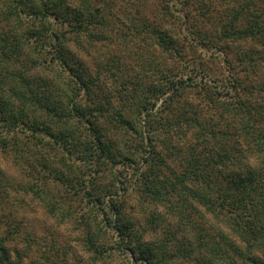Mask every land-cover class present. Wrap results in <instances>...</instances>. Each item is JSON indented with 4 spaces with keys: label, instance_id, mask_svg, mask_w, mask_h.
<instances>
[{
    "label": "trees",
    "instance_id": "1",
    "mask_svg": "<svg viewBox=\"0 0 264 264\" xmlns=\"http://www.w3.org/2000/svg\"><path fill=\"white\" fill-rule=\"evenodd\" d=\"M190 1L198 3L206 17L214 10L212 0ZM231 1L236 4L230 10L229 19L220 28V37L228 43L251 40L264 48V0ZM102 2L0 0V145L3 149L12 150L16 163L27 171L26 189L43 201L50 213L64 217L78 213L75 207L77 201L84 206H98L105 215L109 209L113 216L106 215V225L103 226L117 231L119 250L133 252L136 260L143 264H169L156 245L143 247L138 239L135 245L130 243L135 223L125 216L123 205L115 200V195L118 194V183L123 184L122 178H125L124 172L117 166H133L132 174L136 171L140 173L138 192L143 202L166 203L177 210L180 207L173 200L174 193H178L186 204L189 197L195 198L206 210L224 220L245 245L242 247L235 240L229 241L226 235H221L237 258L251 264H264L252 254L259 249L264 252V127L261 124L264 117L249 99L232 94L233 100L223 101L218 95L223 93L219 92L217 99L208 97V100L212 107L224 109L222 118L228 115L236 125L231 130V124L227 123V129L219 131L221 136L212 135V140H232L229 146L222 140L210 144L199 114L196 117L179 115V123L182 119L187 122L192 120V128L198 129L200 142H204L202 149L198 151L192 147L189 155L181 159L182 172L175 176V180L164 173L161 162L166 164V160L158 157L159 154L157 159L149 154L143 156L144 168H140V163H135L136 157L118 146L113 136L125 137L128 125L139 133L143 150L151 154V149L144 143L146 134L131 123L121 109H115V115L111 116L108 106L113 108L112 101L107 99L105 104L93 92L98 77L87 71L83 60L70 46L72 39L75 41L83 34L97 40L111 38L105 32L113 30L107 11L110 3L106 5ZM124 16L130 23V29L125 31L128 34L131 30L135 32V35L131 33L132 39L139 38L142 45L151 40L153 46L172 55L179 54L180 36L167 25H172L176 17H180L169 5L163 13L167 25L158 20H148L141 8L124 10ZM26 17L32 18L30 27L24 25ZM7 25L9 32L5 30ZM70 33L72 37L68 35ZM121 34L124 37L128 35L122 31ZM198 36L188 37L191 38L188 42L193 44L192 40H199ZM184 37L187 38L186 35ZM132 43L139 46L138 42ZM44 49L51 54L50 59L44 55L45 61L54 63L51 66L59 71L55 79L31 76L30 67L21 59V55L28 50L41 55ZM137 55V62H142L144 55L140 52ZM144 58L149 60L143 69L149 72L147 75L151 82L155 76L154 81L163 76L171 83L164 89V85H151L143 77L132 80L130 74L124 76V92L128 93L140 121L146 113L147 122H151L155 121L153 117L158 99L169 88H175L179 81L170 78L171 68L165 72L152 64L151 58ZM121 59L118 57V65L122 63ZM238 59L239 65L252 73L264 60V53H243ZM228 62L231 64V61ZM118 71L122 73L121 69ZM229 78L233 81L232 87H240L238 77H233L236 80ZM171 122L167 120L160 124L164 126ZM155 128L152 125V129ZM166 130L170 132V128ZM245 152H250L251 156ZM170 153L173 155L175 151ZM229 166L237 169L229 172ZM105 177H109L107 183L102 182ZM87 215L82 212L80 216L87 220ZM153 219L155 221V217ZM95 229H92L87 241L97 253L104 255L106 247L98 237H101L102 225L97 223ZM204 236L200 238L199 245L201 248L210 246L209 253L213 258H220V263H224L221 259L224 257L225 264H238L227 248L223 249L218 242L210 245ZM135 237L140 238V234L135 233ZM213 263L211 259L209 264ZM0 264H19L12 259L3 239H0Z\"/></svg>",
    "mask_w": 264,
    "mask_h": 264
},
{
    "label": "rangeland",
    "instance_id": "2",
    "mask_svg": "<svg viewBox=\"0 0 264 264\" xmlns=\"http://www.w3.org/2000/svg\"><path fill=\"white\" fill-rule=\"evenodd\" d=\"M212 1L214 10L206 17L198 3L190 0L184 2L182 0H103L102 3L106 5L110 3L107 6L108 19L114 31L105 32L111 38L97 40L83 34L76 38L79 42L73 39L70 41L71 48L83 60L87 71L98 77L93 92L103 99L105 104L107 99L112 101L113 108L110 109L108 106L111 116L115 115V109H121L125 117L146 134L144 143L148 145V149H151V154L143 150L139 133L128 125L124 131L125 137L113 136L118 146L123 147L131 156L134 155L135 163H140V168L144 165L143 156L149 154L153 159H157L159 154L158 157L166 160V164L161 162V168L171 180H175V176L182 172L181 159L189 155L190 149L195 147L200 151L204 146V142L201 143L197 135L198 129L192 128V120L187 122L182 119L179 123V115L196 117L199 114L210 144L222 140L227 142V146L232 140L224 138L212 140V135L221 136L219 131L227 129V123L231 124V127L229 126L231 130L236 123L228 115L222 118L221 113L224 109L212 107L208 97L215 99L221 92L223 95H218L223 101H231L234 99L232 94L238 95L242 99L252 101L264 117V60H261L260 65L252 73L244 70L238 62L241 54L256 51H262L263 54L264 48L251 40L237 43L224 41L220 37V28L229 19L230 10L236 3L231 0ZM241 1L243 0L238 2ZM168 5L180 17H176V22L172 25H167L163 16ZM136 8L143 9V15L148 20H158L179 34L181 39L179 54H169L158 46H153L151 40L147 44L143 42L145 45H142L139 38H131V33L135 35V32L131 30L128 34L125 31L130 29V23L124 16V10L135 11ZM24 20L27 22H24L26 27L32 25V18L26 17ZM55 26L58 27L57 24ZM20 28L19 26V30ZM5 30H9L8 25ZM121 31L128 35L122 36ZM196 34L200 36L197 40L199 42L192 40L193 44L189 43L188 40L191 38L188 37H195ZM68 35L72 37L71 33ZM185 35L187 38L184 37ZM132 42L135 44L138 42L139 46H134ZM138 52L144 57L151 58L152 64L158 65L165 72L167 68H171L172 75L169 77L179 81L175 88H169L158 99L157 109L154 110L156 115L153 117L155 121L151 122H147L146 113L140 121L128 93L124 92V76L127 74L131 75L132 80L143 77L146 82H151L147 75L149 72L143 69L146 68L149 60L143 57L142 62H137ZM45 54L50 59L51 54L48 50L44 49L41 55L28 50V53L21 55V59L27 67H30L31 76L55 79L56 72L59 71L57 67L51 66L55 65L54 63L45 61ZM118 57L122 58L120 65L117 62ZM228 61H231V64ZM118 69H121L122 73ZM229 76L238 77L241 83L239 88L232 87L233 81ZM154 80L151 85L158 83L164 85V89L171 84L169 79L163 76ZM167 120L172 122L164 126L160 124L162 121L166 123ZM261 124L264 127V120ZM152 125L156 127L154 130ZM169 128L168 133L166 129ZM173 150L175 154L172 155L170 151ZM13 153L9 148L6 150L0 145V239L4 240L13 260L18 261L19 264H143L142 261L136 260L133 252L126 249L119 250L121 249L117 244L119 235L114 228L109 226L104 228L106 215L113 216L109 209L108 214L105 215L98 206H84L77 201L75 207L78 213L72 217L50 213L45 203L36 198L32 191L26 189L27 171L16 163ZM245 154L251 156L250 152ZM117 168L124 172L125 178H122L123 184L118 183L119 189L115 200L122 203L125 216L135 223L134 236L130 241L132 245H135L137 239L143 247L156 245L167 257L169 264H209L211 259L214 260L213 264H225L224 257L221 258L224 263H220V258L215 259L211 256L210 246L200 247V238L206 234L207 236L204 237L208 239L210 245L212 242L220 243L223 249L227 248L234 255L238 264H251L249 261L237 258L227 246L226 239L224 241L221 238V235H226L229 241L235 240L245 247L226 226L224 220L206 210L195 198L189 197V203L186 204L178 193H174L173 200L180 207L177 210L166 203L143 202L138 192L140 173L136 171L132 174L133 166L119 164ZM228 169L230 172L237 168L229 166ZM108 180L109 177H105L102 182L107 183ZM189 185L193 187L192 183ZM82 212L89 214L87 220L80 216ZM97 223L102 225L101 237H98L99 242L106 247L104 255L97 253L94 246L87 241ZM135 233L140 234V238L135 237ZM262 251L259 249L252 254L264 261Z\"/></svg>",
    "mask_w": 264,
    "mask_h": 264
}]
</instances>
